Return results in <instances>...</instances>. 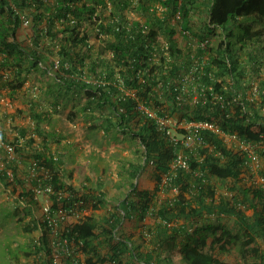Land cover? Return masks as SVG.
Masks as SVG:
<instances>
[{
  "label": "trees",
  "instance_id": "1",
  "mask_svg": "<svg viewBox=\"0 0 264 264\" xmlns=\"http://www.w3.org/2000/svg\"><path fill=\"white\" fill-rule=\"evenodd\" d=\"M131 10L144 21H131ZM24 12L32 18L29 44L21 40L20 14ZM92 36L112 54L111 62L82 53L84 47L93 48ZM263 36L264 0H0V92L18 93L28 81L27 73L41 69L55 82L48 84L49 94L56 95L53 105L76 91L85 97L81 112L99 120L90 126L92 130L130 136L138 144L134 151L137 162H131L135 165L130 171L132 178L147 166L154 167L155 187L139 189L132 182L120 201V212L102 220L86 215L62 230L61 236L76 243L78 252L86 256L84 261L76 256L74 264H126L123 256L127 251L145 264H228L220 253L229 252L233 245L239 246L245 257L239 264H264V249L257 244L258 239L264 243V184L236 185L232 196L221 193L217 197L214 182L231 179L238 183L252 161L249 150L230 147L226 136L236 135L255 150L258 147L264 156V82L262 103L250 98L245 86L248 67L239 54L260 43ZM181 37L185 45H181ZM193 37H197V46L192 44ZM255 50L254 46L249 53L257 58ZM187 84L191 89L186 90ZM29 101L33 134L42 137L43 149L34 146L32 157L25 161L28 167H43L51 176L53 213L61 204L68 209L80 199L83 208L91 197L96 198L95 209L104 206V197L82 195L64 181L63 160L55 157L49 146L55 134L42 127L51 113L37 110L44 108L37 98ZM173 116L186 124L214 123L218 130L202 129L201 142L188 147L158 121ZM19 130L28 137L27 128ZM178 131L189 133L186 128ZM33 134L31 144L37 141ZM1 139L9 140L4 134ZM181 155L188 168L173 166ZM11 168L14 178L10 181ZM259 174L264 179V168ZM0 183L13 187V195L19 185L22 187L13 215L18 216L25 233L41 231L33 248L21 245L19 249L25 255H36L32 264H52V228L45 215H36L39 201L18 176L15 161L6 162L5 169L0 165ZM33 183L38 185L37 180ZM162 189L178 191L157 205L156 196ZM216 213L234 216L239 230L204 218ZM132 215L154 219L147 230L154 249L144 258L127 239L115 240L122 217ZM26 217L30 222H25ZM0 220L4 225L5 219ZM105 246L110 252L104 255ZM18 263L22 264L20 259Z\"/></svg>",
  "mask_w": 264,
  "mask_h": 264
},
{
  "label": "rangeland",
  "instance_id": "2",
  "mask_svg": "<svg viewBox=\"0 0 264 264\" xmlns=\"http://www.w3.org/2000/svg\"><path fill=\"white\" fill-rule=\"evenodd\" d=\"M106 14H108V11L106 12ZM128 16L131 21H133L134 19H141L142 21H144V17L133 10L128 12ZM21 38V40H24V42H26V44H29L31 42L30 29L28 27L23 28ZM191 41H193L192 44L194 43L197 46V37H193ZM91 43L93 45V48L88 49V47H84L82 49L83 54L91 53L95 58L102 57L103 59L108 61L112 59V54L109 51L103 50L104 46L100 40L92 36ZM185 43H187L186 40L181 37V45H185ZM254 46L258 49L255 50V56L257 54V58H254V55H251V53H249L252 51V48L254 49ZM239 54H241V59L248 67V73L245 78V86L249 87V93H251L250 98H256L262 103L263 96L261 93V83L264 82V36L262 37L260 43L258 42L255 45H251L250 49H246L243 54L239 51ZM254 59L256 63H252V60ZM89 60L88 63L90 64ZM27 80L28 81L25 86L14 95L10 94L7 89L1 90L0 92V130L10 141H13L14 144H19L17 147V152L18 148H20L21 153H17V157H19L22 161L25 160L20 156H23L25 158L32 157L33 153L30 155V152L32 148H34V145L36 146V144H31V142L29 141V137L34 132L35 123L30 116L28 108H31V103L29 101L30 98L32 99L39 97V103H43L44 108L37 107V110H39V112L45 110L52 114L51 116H49L51 120H49L48 118L42 124V126H46V130H51L50 132H54L55 134V138L53 137L54 144L52 145V149H54V145L60 146V142L62 140H70L71 143L68 142L65 145H63L62 143L60 146L62 148L60 149L73 150V146L74 149L79 150L80 155L77 156V160L79 162L84 161V163H79L80 167H77V171L80 175V182L78 183V186L81 188V190L83 189V186L84 189H89V186H91L95 191L99 192H104L102 190L104 189L106 191V194L108 195L109 193L114 192L115 196H113L112 198L116 201H119L121 198L116 197L118 191L114 190L116 187L113 185V177L115 176L114 171L118 172L119 169H122L121 171L124 170L126 173L125 178H129V176H127L129 174V170L131 171L133 167H135V165L131 164L130 162L136 159V153L134 151L136 147H138V144H135V142L131 140L130 136L129 138H126L122 134L116 136L114 133V135H112L111 133H105V131H103L102 129H99L97 131L92 130L90 126L94 122H98L99 120L97 121L90 115L81 112V108L85 102V97L76 91H72L70 93V95L68 96L69 99L67 98L66 100H64L60 98L59 103L57 105H53L54 100H56V95L52 93L49 94L48 84L52 82L55 84V82L51 78V76L47 75L43 70L32 69L27 73ZM55 87L58 89L61 88V86L59 87V85H55ZM189 89H191V87L187 84L186 90ZM254 91L256 92L255 94L253 93ZM194 99H198V92L194 94ZM21 109L25 110V112H22ZM170 120V126L173 134L178 136L179 138H183V134H181L178 130H180V128H184L185 123L179 122V116L170 117ZM47 125H49V127H47ZM54 125H56L58 128L56 129ZM20 128L28 129V137L22 136V133L19 130ZM33 136L34 138H36V142L42 140V138L35 133L33 134ZM58 137L59 139H57ZM226 141L228 142L230 147L240 146L242 149L249 150L251 152L252 161L248 166L245 167L244 172L241 175V180L238 183L231 179L226 182H220L219 180L214 179V182L218 185L219 190V193H217V197H219L221 193L232 196V194H235V191H231V189L236 185L245 187L260 185L261 179L259 171L261 168H264V156L260 154L261 152L258 147L255 150L252 146L248 147V145L238 139L235 140L227 138ZM262 148L264 149V146ZM90 158L92 163H90L89 161ZM127 158H129L131 161H128ZM71 160L74 161V158L71 159V156L68 155V167L65 169V174L69 180V171H72L71 167H69L72 166ZM86 165H88L89 167H86ZM26 170L24 172L20 170V177L25 181V185H34V183L29 180L30 167H28V171ZM148 170L150 172V175H145L142 185L145 186V188L143 189L151 190L156 185L153 165L147 166L145 171L147 172ZM88 171L90 172L87 177H85L86 172ZM72 173V175H74L73 171ZM104 175H107L108 177L106 181L101 179ZM131 179L134 180V178L132 177ZM12 188L13 187L7 188L2 183H0V209L5 210L1 211L2 214H0V218L5 219V224L0 225V264H20L18 263L19 259L21 260L22 264H32L35 261L36 255H25L24 251L19 249V246H28L29 249L33 248L35 246L34 243H36L39 239L41 231L37 230L32 234H28L21 229L22 227L17 221L18 216L15 217L13 215V207L14 204H17L15 203L17 200L16 196L19 194L22 187L20 185L17 187V189H19L15 195L12 194ZM176 194V191L168 192L166 191V189H162L156 196V204L159 205L166 198H172L176 196ZM95 195L98 196L99 194L95 193ZM94 199L96 198H88L86 204L84 205L85 211H87V209H90V206L95 203ZM113 199H105L107 201L105 207H99V209L107 210V208L115 204ZM108 204L111 205L108 206ZM93 209L95 208L93 207ZM247 212L248 214H252L253 210L249 209ZM36 215L38 217L43 216V209L40 203L38 204V208L36 209ZM85 216L86 213L84 212L82 217L84 218ZM101 216L102 215H100V219ZM137 216L138 219L141 220L139 215ZM204 218H208L207 220H211V222H214L216 224L229 227L235 232L239 230V225L237 224V220L234 216L216 213L212 215H205ZM145 221L151 224L152 222H154V219L151 216H148ZM200 221V224H203L205 222V220L203 219H201ZM25 222H30V217H26ZM66 223L62 224L63 229L65 228ZM194 224L197 223L195 222ZM209 241L211 242L212 238H210ZM218 244H216V253H219ZM257 244L264 249V243L261 239H258ZM77 253L78 256H80V258L84 261L86 258L85 254L78 252V250ZM16 254L18 255L16 256ZM220 255L222 259L228 264L242 263L245 258L242 252L239 250V246L236 245H233L230 248L229 252L220 253Z\"/></svg>",
  "mask_w": 264,
  "mask_h": 264
},
{
  "label": "built area",
  "instance_id": "3",
  "mask_svg": "<svg viewBox=\"0 0 264 264\" xmlns=\"http://www.w3.org/2000/svg\"><path fill=\"white\" fill-rule=\"evenodd\" d=\"M9 1L13 3V0H9ZM18 12L20 13V11ZM20 15L23 21V27H29L32 22L31 16L25 12L21 13ZM55 61L57 68L59 61L57 59ZM253 93L255 94L256 92L254 91ZM147 111L150 112L151 115L156 116V113L154 111H151L149 109H147ZM158 121L160 125L164 126L165 128L166 127L168 128L169 134H173L170 126L171 123L170 117L159 118ZM184 128L188 129L189 133L187 135H183V138H179L178 136L176 137L178 139H183L185 145L188 147H193L196 144H199V142H201L202 139L200 137V132L202 129L208 128L215 131L218 130L216 124L207 121L192 122L189 124L185 123ZM2 135L3 133L0 130V165H1V169H5L6 162L16 161L17 147L19 144L18 143L14 144V142L10 140L3 141L1 139ZM226 137L235 140L238 139L236 135L226 136ZM246 145H248V147L250 146L249 144ZM173 166H183L185 168H188V162L181 155L178 159H176L173 162ZM8 174L10 176V180H12L14 178V170L12 168L9 169ZM29 176H30L29 180L31 182H33V180L38 181V185H35L32 188V190L35 193V198L39 201V203L42 206L43 215L47 217L48 223L52 228V233H51V245L53 249L52 258H51L52 264H74L75 259L77 260V258H79L76 257L78 256L77 253L78 245L74 242H69L67 239L61 236L63 230L62 224L67 222L65 226L66 228L69 224H73L71 222L72 218L78 220L83 219L82 215L85 212L84 207L83 208L81 207L84 204L83 200L80 199L78 201L73 202L74 204L68 209H65L61 204L60 209L57 211V213L54 214L52 195L55 193V190L53 185L49 182L51 176L43 167L39 169L37 166H35V164L30 166ZM65 182L67 183V181ZM164 182H167V177H165ZM260 182L261 184H264V179L262 178ZM175 191L177 192L178 190L175 189Z\"/></svg>",
  "mask_w": 264,
  "mask_h": 264
},
{
  "label": "crops",
  "instance_id": "4",
  "mask_svg": "<svg viewBox=\"0 0 264 264\" xmlns=\"http://www.w3.org/2000/svg\"><path fill=\"white\" fill-rule=\"evenodd\" d=\"M37 99L40 100L39 97ZM51 115L52 114H49V116H51ZM54 126L56 127V129L58 128L56 125H54ZM42 127L44 129L46 128L45 125L42 126ZM47 127H49V125H47ZM47 131L50 132L51 130L50 131L47 130ZM57 139H59V137ZM68 142L71 143L70 140H64V141L62 140L60 142V146H61L62 143H63V145H65ZM41 143H42V140H40L39 142H36L35 144L38 147L42 148L43 144H41ZM53 144L54 143L51 142V143H49V146L51 147V151L55 155V157L61 158L63 160L62 168L66 169L68 167L67 166L68 155L71 156V159L74 158V161L71 160L72 161V163H71L72 166H69V167H71V170L74 172V175H72L73 174L72 171H69L70 180L67 178V176L65 174V177L63 178L64 181H67V183L73 185L77 189V191H79L82 195L83 194H87L88 196L91 197V196H94L95 193H98L99 194L98 196H102L106 200L107 199L108 200H112L113 199L112 197L115 196L114 192L113 193H109V195H108V194H106V191L104 189H102L104 192H99V191H95L94 188H92L91 186H89V189H86V188L84 189V186H83L82 187L83 189L81 190V188L78 186V183L80 182V179H79L80 175H79V172L77 171V167H80L79 163H84V161L83 162H79L77 160V156L80 155L79 154V150L74 149L73 146H72L73 150H61L60 148H62V147L55 146V145H54V149H52V145ZM65 153H67V154H65ZM20 157L22 159H24V160H27L23 156H20ZM127 159H128V161H131L129 158H127ZM89 161H90V163H92L91 162V158L89 159ZM132 162H137V161L133 160ZM15 164H17V167H18V176L19 177L21 176L20 175V170H22V172H24L27 169L26 171H28V168H27L28 167L27 166L28 162L27 161H22L19 157H17L16 161H15ZM23 167H25V168H23ZM86 167H89V166L86 165ZM121 170L122 169H119L118 172L114 171L115 176L113 177V179H114L113 180V185L116 187L114 190L118 191L116 197H120L121 199L119 201H116V200L113 199L115 204L114 205L108 204V206H110V205L111 206L109 208H107V210L99 209V208L98 209H93L94 206L92 204L90 206V209H87V211H85L86 215H92V216L96 217L98 220L105 219L106 217H109V215L112 214V213H115V212H118V211L120 212L118 206L120 205V201L126 196V194L131 189L132 182H135L138 185L139 189L145 188V186L142 185V183H143L145 175H150L149 170L147 172L145 170L142 171L140 174H138L137 177L134 178V180L131 179L132 174H131L130 170H129V174L127 175V176H129L130 180H129V178H125L126 173H125L124 170L123 171H121ZM89 172L90 171L86 172V176L85 177H87ZM22 175H23V173H22ZM101 179L106 181V179H108V177H107V175H104V176H102ZM125 179H127V180H125ZM127 182H129V183H127ZM128 184H129V186H128ZM26 187L28 189H32L33 185H28V186L26 185ZM106 203H107V201H106ZM105 205H104V207H105ZM100 215H102L101 219H100ZM77 221H79V220L75 219V218H72V220H71L72 223H75ZM149 224L150 223L145 221V219L144 220H142V219L139 220L137 215H132L130 218L122 217V221H121L120 225L118 226V229L116 230V234H115L116 238H115V240H119L121 238L127 239L128 241L131 242V246L139 248V251L142 253L143 258L147 257L149 255V253H152V251L154 249V245L152 244V240L150 239V237L147 234V230H148ZM102 252L104 253V255L108 254L110 252L109 251V247L105 246ZM123 259L126 261V264L131 263V262H136L137 264H145V261L142 260L141 258H139V259L135 258L133 256V254L131 253V251H127L124 254V256H123Z\"/></svg>",
  "mask_w": 264,
  "mask_h": 264
},
{
  "label": "clouds",
  "instance_id": "5",
  "mask_svg": "<svg viewBox=\"0 0 264 264\" xmlns=\"http://www.w3.org/2000/svg\"><path fill=\"white\" fill-rule=\"evenodd\" d=\"M23 28H27V27H23ZM64 177H65V175H64ZM67 184H69V183H67ZM33 187H34V185H33Z\"/></svg>",
  "mask_w": 264,
  "mask_h": 264
}]
</instances>
